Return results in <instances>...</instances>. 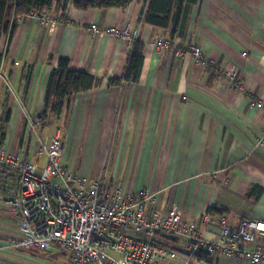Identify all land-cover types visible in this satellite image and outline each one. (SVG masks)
Masks as SVG:
<instances>
[{"label":"crops","instance_id":"0c3cea01","mask_svg":"<svg viewBox=\"0 0 264 264\" xmlns=\"http://www.w3.org/2000/svg\"><path fill=\"white\" fill-rule=\"evenodd\" d=\"M145 1L82 10L54 0L55 24L19 20L13 38L9 32L0 39V144L18 149L29 117L42 114L51 70L68 58L71 69L89 72L101 84L74 96L43 131L54 129L53 122L85 129L80 137L89 147L79 167L69 156L80 175L115 178L125 190H159L160 205L179 204L188 219L215 208L226 211L233 225L246 217L264 220V192L256 202L249 197L254 185L264 188V152L254 150L263 113L249 105L250 95L264 101V0H192L188 12L186 6L178 14L181 43L199 46L216 68L155 49L151 40L170 29L143 23ZM93 23L140 28L145 48L138 82L111 83L124 76L132 47L91 34ZM228 66L237 69L242 90L221 81ZM11 193L10 185L0 186V264H70L57 248L8 247L22 237L5 206ZM215 234L210 229L206 236ZM191 264L234 263L218 255Z\"/></svg>","mask_w":264,"mask_h":264},{"label":"built area","instance_id":"2783aa9c","mask_svg":"<svg viewBox=\"0 0 264 264\" xmlns=\"http://www.w3.org/2000/svg\"><path fill=\"white\" fill-rule=\"evenodd\" d=\"M74 1L65 0L66 8ZM25 18L38 19L42 26L58 21L52 8L32 9ZM89 32L108 34L132 48L141 38L140 28L129 23L103 28L93 23ZM150 43L161 52L191 56L197 64L216 68L199 46L181 43L169 33ZM220 76L233 89H243L237 69L228 66ZM249 105L263 113L254 150L264 152V101L250 95ZM47 124L42 114L29 117L18 149L0 144V180L6 178L0 186L12 187L5 206L22 233L8 242L9 248H57L69 255L70 264H191L203 261L198 256L202 250L234 264L264 263L263 219L246 217L233 225L228 215L209 211L188 219L179 204L163 208L159 190H125L115 178L84 177L70 165L61 127L44 132ZM210 229L216 231L213 238L206 236Z\"/></svg>","mask_w":264,"mask_h":264},{"label":"trees","instance_id":"16d2710c","mask_svg":"<svg viewBox=\"0 0 264 264\" xmlns=\"http://www.w3.org/2000/svg\"><path fill=\"white\" fill-rule=\"evenodd\" d=\"M133 0H75V6L86 10L90 8H125ZM54 0H0V39L11 32L13 38L17 23L24 15H27L32 9L51 8ZM192 0H146L145 9L142 15L143 23L149 24L155 28L169 31L171 38L177 37L180 26L179 13L185 8L188 12V5ZM177 12L175 13V11ZM145 44L141 38L134 44L128 58L127 68L124 76L120 79L112 80L111 83L120 84L121 81L136 83L139 81L144 63ZM3 57L0 54V61ZM52 58V56H51ZM101 84V79L95 77L89 72L76 71L70 68L68 58H59L58 66L51 70L50 78L45 95L44 108L42 115L49 119L57 118L61 115L63 108H70L71 99L79 93L89 91ZM10 112H6L8 119ZM5 129H3L4 131ZM5 133H2L0 142L3 143ZM264 188L254 185L249 197L257 201L263 194ZM212 215L225 214L226 211H218L215 208L208 210ZM203 251V250H202ZM198 253L203 261H213L206 252Z\"/></svg>","mask_w":264,"mask_h":264},{"label":"rangeland","instance_id":"374dc122","mask_svg":"<svg viewBox=\"0 0 264 264\" xmlns=\"http://www.w3.org/2000/svg\"><path fill=\"white\" fill-rule=\"evenodd\" d=\"M52 127H59L60 125L57 124L56 122H53L51 125ZM62 130V139L65 143V148L67 152V158L69 160V156L74 158L77 166L79 167L82 156L84 153H86V149L89 146H85L82 142V138L80 137L81 133L85 131V129H75L71 128L70 130L65 129L63 126H60ZM44 164V160H42V165ZM109 172V171H107ZM97 177L95 176L93 179H96Z\"/></svg>","mask_w":264,"mask_h":264}]
</instances>
